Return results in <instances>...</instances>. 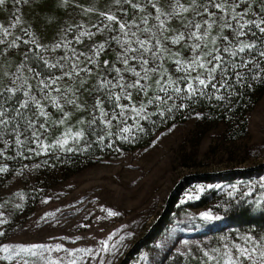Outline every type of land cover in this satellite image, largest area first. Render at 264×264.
Wrapping results in <instances>:
<instances>
[{
	"label": "rangeland",
	"instance_id": "rangeland-1",
	"mask_svg": "<svg viewBox=\"0 0 264 264\" xmlns=\"http://www.w3.org/2000/svg\"><path fill=\"white\" fill-rule=\"evenodd\" d=\"M133 2L140 3L143 11L133 9L123 0L121 3L116 0H28L19 5L14 0H6L0 5V25L10 33L5 37L0 32V40H3L0 43V89L34 75L21 68L24 42L28 41L25 44L34 49L42 46L38 48L40 59L51 58L49 64L57 65L58 73L52 79H61L53 87L60 88L62 93L52 91L51 95L60 97L63 111L71 113L64 125L56 123L63 118V113L46 98L48 90L40 83L45 78H37L35 90L44 91L37 100L48 117H41L34 104L37 114L33 129L28 127L26 135L19 136L33 154L19 161L12 160L8 154L17 136H13L14 143L0 137V167L7 168L0 172V219L7 221L0 225V232L4 233L0 236V247L48 246L32 249L35 255L17 248L12 260H0V264H72V261L75 264H225L226 253L237 254L234 245L251 247L246 241L248 236L264 242V233L234 229L223 213L226 204L236 198L257 202L264 199V92L247 113L243 134L235 133L236 125L207 122L195 114L174 123H161L146 143H130L129 147L97 157L90 166L71 174L51 167L67 148H74L78 142L70 139L64 150L56 146L45 151L41 145H54L68 127L83 130V123L79 122L88 115V93L93 89V82L98 86L101 80L103 61L116 55L107 46L99 56L94 55L101 44L100 38H96L100 35L97 26H102L101 38L113 36L117 40H131L130 48H139L136 40H146L149 36L169 45V51L160 52V63L153 66L156 71L148 72L156 86L167 82V64L171 60L187 61L196 55L190 50L193 43H201V54L211 50L215 45L212 37L217 41L223 20L232 13V8L226 7V15L216 14V23L204 41L186 38L173 44L164 37L188 31L183 25L195 13L190 11L168 19L167 31H161L155 9L146 0ZM180 2L189 6V0ZM228 3L231 5L233 0ZM235 3L239 5L236 11L241 12L248 0L240 3L235 0ZM157 7L167 13L175 3L174 0H157ZM199 11L203 13V8L199 7ZM101 12L114 14L120 22L130 25L125 30L129 35L125 36L119 24L108 22ZM17 16L20 24L13 28L11 24ZM205 20L211 23L212 17L205 13L196 23L203 25ZM144 28L151 31L145 33ZM85 31L94 35L81 36ZM131 32H136V36H131ZM25 36H28L26 40ZM93 41L96 46L90 47ZM118 51L119 57L133 54L126 53L122 43ZM89 57L96 63L87 62ZM74 64L78 65L79 75L73 72ZM118 65L123 66L121 58ZM65 72H73V75L65 76ZM133 76L126 73L124 81L134 82ZM52 79L45 82L50 83ZM150 79L141 80L146 92ZM128 91L132 92L133 99L119 101L121 105H129L123 117L118 115L121 111L118 108L119 136L124 134L121 129L125 123L138 119L142 113L145 115L151 106L145 92ZM68 99H75L82 107L65 103ZM132 105L144 106L139 116L131 111ZM40 124L46 125V132L39 128ZM126 127L131 131V126ZM33 130L40 133L39 139L32 136ZM46 163L49 166L44 167ZM177 183L176 202L170 208L167 199ZM203 197L206 201L199 205ZM107 210L118 215L110 216ZM205 212L219 218L206 220L202 217ZM158 223H161L159 231L151 235L150 240L147 237ZM105 241L108 251L104 250ZM4 255L6 253L0 251V256Z\"/></svg>",
	"mask_w": 264,
	"mask_h": 264
},
{
	"label": "trees",
	"instance_id": "trees-1",
	"mask_svg": "<svg viewBox=\"0 0 264 264\" xmlns=\"http://www.w3.org/2000/svg\"><path fill=\"white\" fill-rule=\"evenodd\" d=\"M205 1V2H204ZM240 3L241 0H236ZM206 3V0H200V3ZM245 8H250L245 14V19H260L264 18V0H248V4ZM210 12L215 14H227V11H221L214 7L209 8ZM241 12H244V9H241ZM233 13H231L227 19H231ZM201 16L191 14L188 22L192 23L199 22ZM237 25L233 24V28H222V33L218 36L217 41L213 48L223 49L224 47H229L230 45H236L237 40H244L248 43H255L257 45L256 52H246L242 53L237 57H233L228 52H220L225 59L226 64H230L235 61L240 63L241 59L245 60H257L259 61L258 51L264 50V34H260L254 26H249V31L246 36L237 38L235 36V29ZM102 26H97V29L100 30V35H97V39L100 38V42L105 46L109 47L111 50L116 52L115 56H111L108 59V66L103 65L100 71V78L112 80L116 83L119 80V77L122 75L125 77L126 73H132L127 71L126 68L134 67L137 71L141 72V76L144 75L143 69L137 63L136 60L131 59L134 54H128L129 56V65L126 66L123 64L122 67L118 65L119 62V47L120 44L124 41L125 38L119 40L114 39L113 36H110L106 39L101 38L104 32L101 31ZM192 27L188 28V31H194ZM28 36H25L24 40ZM227 37V39H224ZM163 45L168 48L163 40ZM155 44V40L152 37L151 46ZM96 46V42L93 41V45L90 47ZM34 49L32 45L27 46L24 42L23 49V59L21 60V68L27 69V74L33 72L34 75H30L25 81H13L9 87L0 89V111H4V116L2 119L8 121L7 124L0 125V131L3 132V135L0 136L3 139L6 138L10 143H14L13 136L16 133L20 135H26L25 130L28 128L30 122L35 120L37 114L35 110L34 103L30 102L29 106L25 109L20 108V104L28 99L25 96V92H29L35 99H38L44 91L39 92L35 90L34 84H37V78H45L49 80L54 78L58 71L55 68H49L45 65L44 61H47L48 64L52 61L51 58H41L38 48ZM212 48V49H213ZM156 51V57H153L149 54H145L146 59H149L150 63L145 65V68L152 69L153 66L160 63L159 54L161 51L153 48ZM175 55L174 53L170 52ZM184 52L182 51L181 54ZM172 61V62H171ZM167 64V69L169 71L168 80L178 81L180 77L185 75V72L179 70V66L175 63V59L171 60ZM252 69L251 72H248L245 76L243 82L238 83L237 78L231 74L235 70H230L229 75L226 76V79L231 83V88L220 89L218 95H223L224 100L218 101L215 99V95L212 94L213 90L208 89L209 96L196 97L195 99L185 98L186 93L177 95L174 93L172 88H168V91H161L162 87H168L167 82L165 84H158L155 86L153 78L150 79L147 86V97L148 99H153L155 96H160V101H154L149 109H146L147 112L145 115L140 116L138 119L132 120L130 123H125L124 127L131 126L132 129L128 133H124L119 136L120 126L117 120V115L113 118V114H118V108L115 107L116 101L114 99H109V93H119L120 89H99L97 84L94 86L95 81L93 82V89L88 93L87 101V110L88 115L84 116L83 121V130L85 136L81 138L78 144L72 148L73 151L64 152L59 160L55 161L51 165L54 169H57L58 172H66L71 174L78 170H81L85 167L90 166L97 157H103L106 155H111L119 150L129 147L130 143H146L145 141L149 140L154 132L158 129V126L161 123L169 124L177 121H181L183 118H188L192 115H200V117L207 122H225L228 126L236 125L235 133L243 134L246 128V116L247 113L252 109L255 103L258 101L259 96L264 92V75L261 79L252 80V75H254L259 69L253 67L252 64L248 65ZM110 68L111 70H107ZM121 69L119 74L116 73L115 69ZM260 68H264V61L260 62ZM243 71V69H241ZM39 74V75H37ZM192 75H196V72H193ZM133 78H136L133 76ZM167 80V81H168ZM248 85H251L250 87ZM179 86L183 89L185 87L184 82H180ZM19 88V91L16 93H8L5 91L7 88ZM8 97H11L10 99ZM169 97H172L169 99ZM99 98L103 101L104 111L108 113L107 117H102L101 112L98 108L95 107L96 99ZM185 105V107H179V105ZM86 112V108H85ZM163 113V115H161ZM96 118L95 123H89ZM105 120H110L111 125H107ZM140 129H143L141 131ZM25 133V134H23ZM103 137V140L100 139ZM141 141V142H139ZM27 144H13L10 147L8 157H11L14 161H19L20 159L27 158L33 154V151L30 147L26 146ZM49 166V163H46L44 167ZM208 180V178H205ZM176 194L172 196L169 201L168 207H172L176 202ZM214 195V194H212ZM203 200L206 199L203 197L199 205H203ZM169 211V209L167 210ZM168 213V212H166ZM227 217L229 223L234 229L238 230H249L252 232L264 233V199L260 202L257 201H247L244 198H236V200H231L226 204L225 211L223 212ZM167 214L164 215L165 218ZM161 222V221H160ZM161 223H158L149 236L157 234L159 231Z\"/></svg>",
	"mask_w": 264,
	"mask_h": 264
},
{
	"label": "snow or ice",
	"instance_id": "snow-or-ice-1",
	"mask_svg": "<svg viewBox=\"0 0 264 264\" xmlns=\"http://www.w3.org/2000/svg\"><path fill=\"white\" fill-rule=\"evenodd\" d=\"M28 0H14V3L19 5L22 3H27ZM67 2V0H65ZM122 0H116V3H121ZM123 2L128 3L131 5L133 9H141V5L138 2H133V0H123ZM6 3V0H0V5H4ZM146 3L151 5L153 9H155L157 15L155 19L159 21L158 28L161 31H167V28L165 27L166 21L168 19L174 18L178 16L181 13H187V12H194L197 16H202L203 14H207L208 16L212 17V22L205 20L203 22V25L200 23H192L189 21L188 24H184V28L188 29L189 27L194 28V31H185V32H179L175 36H165L164 40H171L173 44H179L180 42L184 41L186 38L188 40H195V41H204L205 37L208 36L209 31L212 29L213 24L216 23L217 17L214 12H210L209 8L214 7L218 10L224 11L226 7L232 8V17L231 19H224L222 28H233V24L237 25L235 29V36L237 38L246 36L247 32L250 30L249 26H254L256 30L260 34H264V18L260 19H245V14L250 11V8H245L244 12H238L236 11V8L239 7L238 4L235 3V0H233V3L229 5L228 0H206V3L201 4L200 0H189V6L185 7L184 4L180 2V0H174L175 7L170 11L165 13L163 8L157 7V0H146ZM199 7L203 8V13L199 11ZM92 9H87V11H91ZM264 10V8H262ZM19 11V9H17ZM101 16H103L108 22H115L119 24V30L125 35L128 36L129 33L125 31L126 29L130 28V25H128L126 22H120L116 15L109 14L106 12H101ZM161 17H164V19H161ZM144 22L147 23V17L144 18ZM18 24H20V17H15L14 22L11 24V27L15 28ZM204 25L207 26V28L204 27ZM109 25H105V27H109ZM143 32L148 33L151 30L148 28L142 29ZM0 32L3 33L5 37L10 35L7 28H4L3 25H0ZM94 35V33L90 32H82L81 36H91ZM131 36H136V32H131ZM19 39V38H17ZM115 39V38H114ZM224 39H227V37H224ZM152 41V36H149L146 40L137 39L136 43L139 45V48H130L128 47L132 41L131 40H125L122 42L125 52H131L134 55L131 57V59L136 60L137 63L140 65V67L144 71V75L141 76V72L137 71L134 67H128L126 68L127 71H131L133 75L136 77L134 82L127 83L124 81V77L121 75L119 77V80L114 83L112 80L108 79H102L98 83L99 89H115L119 88L120 92L117 93H109V99H114L116 101L115 107L120 108L121 111L118 114L120 117L124 116V109L128 108L129 105H121L119 101L121 99H127L131 101L133 99V95L131 91H128L129 89H136L137 91H143L147 95L146 92V85L141 83V80H148L150 79L148 72L152 71L155 72L156 69H149L145 68V65H148L150 63L149 59L144 58L145 54H151L153 59L156 57V51L153 50V48L162 51L167 52L169 51L164 45L163 42L160 39L155 40V44L152 47H149ZM211 42L215 44L216 38L212 37ZM264 42V41H262ZM0 43H3V40H0ZM25 43H28V41H25ZM32 43H35L33 40ZM59 47V45H57ZM105 45L101 43L94 52L95 56H99L100 52L104 50ZM190 50L193 53H196L191 59L187 61H182L181 59H176L175 63L179 66V70L185 72V75L180 77L178 81H172L168 80L167 85L168 87H162L161 91H168V88H172L174 93H176L178 96L186 93L187 96L185 98L188 99H195L196 97H204L209 96L208 89L213 90L212 94L215 95V99L218 101H222L225 99L223 95H218L216 93L220 92V89H228L231 88V83L226 79V76L229 75L230 70H235L231 74H233L237 78V82H243L245 79V76L248 72H251L252 69L248 67L249 64H252L253 67L259 69L254 75H252V80L261 79L262 75H264V68H260V62L264 61V50L258 51L259 61L253 59V60H245L241 59L240 63H236L235 61L231 62L230 64L225 63V59L222 55H220V52H228L231 56L237 57L242 53L246 52H256L257 45L255 43H248L244 40H237L236 45H230L229 47H224L223 49H216L213 48L207 52L202 51V45L201 43H193L190 46ZM80 55H83L82 53ZM179 56V53L176 54ZM122 59V63L126 66L129 65V56L123 55L122 57H118ZM87 62L89 63H96L95 59L89 57L87 58ZM45 65H47L49 68H55L57 65L55 64H48L47 61H44ZM105 66H108V61H103ZM63 67V65H60ZM243 69V71H241ZM107 70H111L108 68ZM89 73L91 70H88ZM116 73L119 74L121 72V69L116 68ZM73 72L76 73V75H79L78 65H73ZM73 72H65V76H71L73 75ZM193 72H196V75H192ZM39 75V74H37ZM61 79V77H56L55 79H52L50 83H46L44 79H41L40 83L43 85V89L48 90L45 93L46 98L50 100V102L57 108L60 109L63 113V118L57 121L59 125H64L68 118L70 117L71 113L63 111V107L60 103V97L58 96H52L51 92L55 91L57 93H62V90L60 88H54L53 86L56 84V81ZM184 82L185 87L182 89L179 86L180 82ZM157 83H160L157 81ZM249 87L251 85H248ZM8 93H16L19 91V88H7L5 89ZM25 96L28 97L27 100H25L23 103L20 104L21 109H25L29 106V103L32 102L36 105V107L39 109V115L41 117H48V113H46L43 110V106L41 105L40 101L35 99L34 96H32L29 92H25ZM9 99L11 97H8ZM172 97H169L171 99ZM160 96H155L153 99H150L148 101L149 104L154 103V101H160ZM67 104L74 105L76 107H82V105H78L75 99H68L65 101ZM103 101L99 98L96 99L95 107L98 108L101 112L102 117H107L108 113L104 111L103 108ZM179 107H185V105L181 104ZM144 110V106L142 105L140 108L135 107V105H132L131 111L135 112L137 116L140 115V113ZM4 111H0V125L7 124L8 121L2 119L4 116ZM117 114H113V118L116 117ZM163 115V113H161ZM96 118H93V120L89 123H95ZM79 123H85L84 121H80ZM105 123L107 125H111L110 120H105ZM35 122L32 121L29 123L28 127L29 129H33ZM40 129H43L45 132L47 131L45 124L39 125ZM143 131V129H140ZM122 132L128 133L130 129L128 127H124L121 129ZM32 136L39 139L40 133L33 130ZM3 135V132L0 131V136ZM17 139L16 144L22 145L24 143L23 140L19 138L20 133H16ZM85 136L84 130H77L74 131L71 127H68L66 131L62 134V137L59 138L54 145H41L44 150L46 151L50 147H56L58 146L61 150L65 149V146L69 143V140H73L74 142H79L81 138ZM101 140H103V137H100ZM67 151H73L72 148H67ZM7 171L6 167H0V172ZM19 195V194H18ZM191 199L192 197H188ZM19 207V205H17ZM108 215H118V213L112 212L111 210H107ZM2 215V214H0ZM202 217L206 220H213L218 219L219 217H214L210 215L208 212L202 213ZM7 223L6 219H0V225ZM4 235L3 232H0V236ZM264 239V238H262ZM246 241L251 244V247H241L240 245H234L236 248V255H233L231 251L226 253L227 259L225 261V264H264V242L256 241L253 239L252 236H248L246 238ZM104 244V250L108 251L107 242H103ZM48 246L46 245H31L28 248H25L21 245H3L0 247V251L6 253L4 256H0V260H12L13 255L15 254V249L19 248L20 251H27L31 252L32 255H35V252H32V249H47ZM59 248V246H57ZM10 249L12 251H10ZM81 251V250H77ZM205 256H208V253H204ZM209 259H212V257L209 256ZM72 264H75V261H72Z\"/></svg>",
	"mask_w": 264,
	"mask_h": 264
},
{
	"label": "water",
	"instance_id": "water-1",
	"mask_svg": "<svg viewBox=\"0 0 264 264\" xmlns=\"http://www.w3.org/2000/svg\"><path fill=\"white\" fill-rule=\"evenodd\" d=\"M178 184H179V183H177V184L175 185V187L171 190L170 195L168 196V199H167L168 202L170 201V199L172 198V196L175 194L176 189H177V187H178ZM166 208H167V206H166ZM166 208H165L164 212L166 211ZM161 215H162V214H161ZM160 217H161V216H159V218H160Z\"/></svg>",
	"mask_w": 264,
	"mask_h": 264
}]
</instances>
